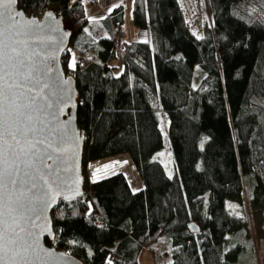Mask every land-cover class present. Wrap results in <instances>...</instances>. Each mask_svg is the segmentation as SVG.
Instances as JSON below:
<instances>
[{
	"label": "trees",
	"instance_id": "obj_1",
	"mask_svg": "<svg viewBox=\"0 0 264 264\" xmlns=\"http://www.w3.org/2000/svg\"><path fill=\"white\" fill-rule=\"evenodd\" d=\"M17 1L29 17L53 11L71 31L61 62L75 81L84 139V192L59 201L45 244L82 264H136L141 249L161 239L171 247L169 264H253L243 197L264 216V16L239 15L248 0H207L210 25L197 37L177 0H133L132 24L149 41L115 52L111 35L95 41L85 33L81 0ZM107 21L122 27L124 6ZM195 68L203 77L193 86ZM157 108L168 118L171 176L152 160L164 146ZM119 155L129 157L141 190L120 172L88 183V163Z\"/></svg>",
	"mask_w": 264,
	"mask_h": 264
},
{
	"label": "water",
	"instance_id": "obj_2",
	"mask_svg": "<svg viewBox=\"0 0 264 264\" xmlns=\"http://www.w3.org/2000/svg\"><path fill=\"white\" fill-rule=\"evenodd\" d=\"M2 2L7 3V0ZM11 11L13 14L17 12L23 14L22 17H16L14 27L6 15L4 24L0 25L4 30V41L8 44L7 57H10L6 58L10 72L7 83L11 85L15 82L19 85L12 89L15 93V104L26 116L31 115L29 127L34 125L37 129H42L45 137L55 136L61 139L66 151L60 155L53 154V159L46 162L48 168L45 171L58 172L61 183L59 188L53 186L52 195L55 196V200L48 203L46 210H41L40 206H37V211H42L38 219L29 211L27 199L20 196L19 185L14 192L9 189L5 194L11 195L13 200L20 198L23 207L18 208L17 216L22 213L25 217L19 221L24 229L20 232L22 239H18L15 245H9L12 251L6 259L8 264H82L68 253L45 244L46 238L49 240L54 238L50 214L59 201L72 202L84 192L82 172L84 139L75 121L77 90L73 77L64 72L61 62L62 56L69 48L71 31L51 10L38 17H29L18 9L17 1ZM13 48L15 52L12 51ZM48 104H51V108ZM37 138H40L39 135ZM38 147L43 149L44 146ZM189 228L192 232L199 231L194 223H190ZM13 252L19 253L16 260L11 259ZM20 255L27 258L20 260Z\"/></svg>",
	"mask_w": 264,
	"mask_h": 264
},
{
	"label": "snow or ice",
	"instance_id": "obj_3",
	"mask_svg": "<svg viewBox=\"0 0 264 264\" xmlns=\"http://www.w3.org/2000/svg\"><path fill=\"white\" fill-rule=\"evenodd\" d=\"M16 3L17 0H7V3L0 0V25L4 24L5 15L13 22L12 27L15 26L16 17L23 16L22 13L13 14L11 11ZM7 48L4 30L0 28V264H8L6 257L12 251L9 245H15L18 239H22L20 232L24 229L19 221L25 218L22 213L17 216L18 208L23 207L20 198L13 200L11 195L5 194L9 189L14 192L19 185L20 196L27 199L29 211L38 219L42 211L38 212L37 206L46 210L48 203L55 200L52 195L53 186L59 188L61 183L58 172L45 171L48 168L46 162L53 159V154L60 155L66 151L61 139L55 136L45 137L42 129H37L34 125L29 127L31 115L26 116L15 104L12 89L19 85L15 82L11 85L7 83L10 75L6 63V58L10 59L7 57ZM12 51L16 50L13 48ZM48 107L51 108V104ZM38 135L40 138H37ZM38 145H43V149ZM18 255V252H13L11 259L16 260ZM26 258L25 255L19 256L20 260Z\"/></svg>",
	"mask_w": 264,
	"mask_h": 264
},
{
	"label": "rangeland",
	"instance_id": "obj_4",
	"mask_svg": "<svg viewBox=\"0 0 264 264\" xmlns=\"http://www.w3.org/2000/svg\"><path fill=\"white\" fill-rule=\"evenodd\" d=\"M187 23L190 26L193 34L197 37L200 36V28L204 24L210 25V8L207 0H177ZM132 3L133 0H127L124 4V40L132 42L137 39V31L132 24ZM239 15L246 19L253 21L262 19L264 16V0H248L239 8ZM76 54L70 48L69 51V67L73 68L76 62ZM216 58L219 59V55L216 52ZM118 59V58H116ZM114 59L111 61V65L117 69L114 71L116 75H119L122 71V66L118 60ZM203 74L200 69L195 68L193 86H196L202 79ZM159 111V109L157 108ZM159 117V126L163 136L164 146L161 151L154 154L152 157L153 161H158L162 164L165 172L168 176L174 174L173 158L168 140V118L162 111L157 112ZM231 132V130H230ZM95 166L92 164L86 165L85 177L89 183L87 172L92 171ZM131 166H123V170L128 172ZM132 168L133 165H132ZM89 176V175H88ZM244 208L243 212L246 218V231L249 241V247L254 257L253 264H264V216L261 214V209L253 207L247 198V193H244L243 197ZM169 249V248H168ZM167 249L161 252L158 251L159 255H167ZM171 250V249H170ZM169 251V250H168ZM170 255L171 253L168 252ZM168 254V255H169ZM167 259V258H166ZM162 263V262H160ZM105 264H111V259L107 258Z\"/></svg>",
	"mask_w": 264,
	"mask_h": 264
},
{
	"label": "crops",
	"instance_id": "obj_5",
	"mask_svg": "<svg viewBox=\"0 0 264 264\" xmlns=\"http://www.w3.org/2000/svg\"><path fill=\"white\" fill-rule=\"evenodd\" d=\"M81 1L83 2V11L85 18L87 19L86 25L84 27L85 33L95 41L109 38L111 35V29L107 21V15L116 5L122 4L124 6L127 0H100L99 4H91L88 2V0ZM135 30L138 34L137 39L132 42L124 40V42L130 44L133 42L149 41V32L147 30L137 28H135ZM90 164L95 166L91 173L87 172V177L90 184L120 172L126 177L129 187L133 192H137L143 188V183L139 178L135 168H132V163L127 155H119L96 162H90L87 165ZM123 166L131 167H129L127 172L126 170H123ZM164 247L167 249V252H165L167 255L157 254L158 251L161 252L164 250ZM170 249L171 247L169 242L161 239L150 247H143L137 256L136 264H161L160 262L170 261L171 255L168 253L170 252Z\"/></svg>",
	"mask_w": 264,
	"mask_h": 264
},
{
	"label": "built area",
	"instance_id": "obj_6",
	"mask_svg": "<svg viewBox=\"0 0 264 264\" xmlns=\"http://www.w3.org/2000/svg\"><path fill=\"white\" fill-rule=\"evenodd\" d=\"M100 0H88L89 3L99 4ZM111 38H112V49L115 52H119L123 50L124 44V31L123 28L117 25L112 26L111 30ZM79 63H83V59L81 57L77 58ZM98 222L102 220L100 218L97 219ZM161 264H169V261H163Z\"/></svg>",
	"mask_w": 264,
	"mask_h": 264
}]
</instances>
